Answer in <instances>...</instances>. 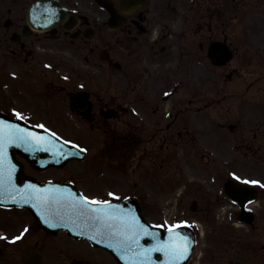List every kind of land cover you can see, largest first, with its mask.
Returning a JSON list of instances; mask_svg holds the SVG:
<instances>
[{"label":"flooded vegetation","instance_id":"obj_1","mask_svg":"<svg viewBox=\"0 0 264 264\" xmlns=\"http://www.w3.org/2000/svg\"><path fill=\"white\" fill-rule=\"evenodd\" d=\"M261 1L0 0V110L57 127L71 139L91 141L94 131L102 137L100 147L86 146V157L97 160L93 164L36 169L14 150L23 171L39 182L71 183L92 201L135 197L151 218L150 204L165 213L173 197L180 207L183 192L172 177L167 189L159 172L171 162L181 170L183 161L194 170L189 157L199 154L198 140L232 131L239 138V178L259 193L250 206L264 205V163L257 168L255 158L264 154V98L255 99L262 90L248 95L249 102L245 87L224 90L216 117L214 96L205 90L206 74L215 67L209 46L222 42L232 52L222 66L229 77L240 54L231 26L240 24L242 10ZM238 34L242 40L244 32ZM103 157L116 163L98 162ZM248 157L253 163L245 162ZM157 202L165 203L162 210ZM33 209L0 204V236L7 238L0 239V264H117L65 228L38 226L37 218L69 217L62 197L42 195ZM241 224L245 230L229 242L240 248L236 264H264L262 228Z\"/></svg>","mask_w":264,"mask_h":264},{"label":"rangeland","instance_id":"obj_2","mask_svg":"<svg viewBox=\"0 0 264 264\" xmlns=\"http://www.w3.org/2000/svg\"><path fill=\"white\" fill-rule=\"evenodd\" d=\"M261 2L258 6H247L240 12V24L237 25L238 21H236L231 26L230 30L234 32L236 40L234 44L240 49V54L230 64L231 72L229 77L225 75V70L222 67H214L212 72L209 71L206 74L210 78V82H206L205 90L209 88V91L218 103L221 102L224 90L228 89L230 93H237L239 87H245V98L248 102V95H255L257 88L262 90L260 92L262 97H256L255 99L264 98V1L262 0ZM238 31L244 32L242 40H239ZM243 52L245 54L241 56ZM217 108L214 105V113ZM216 116L218 115H214V117ZM55 130L65 138H72L71 135L62 132L57 127ZM97 133V131L91 133L90 137L93 138L91 141L87 139L77 142L79 145L82 144L87 147L90 144L100 147L101 138L98 141L99 133ZM199 145L201 149L202 147H206L207 151L213 154L210 159L202 161L200 154L189 157L195 162L194 170H189L188 167L185 168L183 161L181 170L177 169L174 162H171L169 166L159 172V176L161 175L165 178L163 179L165 182L163 181L162 184L167 185V189L168 187L171 188V183L167 181L170 177L181 181L183 192L181 194L180 207H178V197H173L171 200L173 203L167 206L163 202H157L159 209L162 210L164 206L165 211L168 209L165 213L163 210L162 212L154 210L152 204L149 205V210L151 211L152 218L155 220L174 222L181 219L186 222L195 221L198 223V244L195 247L189 264H236L238 256H240V248L236 243L229 245L227 240L230 241V239L236 238L238 233H242L246 227L240 224L236 217L237 208L230 204L222 193V183L225 179L224 139H217L215 135L213 137L206 135V137L200 138ZM230 158L234 160L230 166V170L238 173L237 157L234 156L232 151ZM76 162L93 164L97 163V160L93 161L89 156L84 161H74L71 163ZM98 162L116 163L108 162V158L106 157H103L101 161L99 159ZM118 176L122 177L121 174ZM135 178H137V173L135 174ZM97 182L103 186L98 179ZM153 188L159 195H162V191H159L158 186L154 185V183ZM193 200L198 202V206L202 212L198 214L190 212L189 205ZM177 207L178 211L181 208L180 216L176 214ZM255 210L258 215L255 224L257 227L262 228V233H264V205L260 207L258 205L255 206ZM262 243H264V238ZM203 253L204 257L202 256ZM201 256L203 259H201Z\"/></svg>","mask_w":264,"mask_h":264},{"label":"water","instance_id":"obj_3","mask_svg":"<svg viewBox=\"0 0 264 264\" xmlns=\"http://www.w3.org/2000/svg\"><path fill=\"white\" fill-rule=\"evenodd\" d=\"M20 136L28 137V143H22L19 139ZM4 148L22 149V154L28 158L32 164H36L40 158L48 155L42 151V149L46 148L69 149V152L62 157L58 154H50L54 159L58 157L63 158V162L80 156L77 147L61 141L50 132L25 124L21 125L17 120L10 119L0 113V149ZM10 154L12 155L11 152ZM24 178L25 177L22 175L21 169L19 168L14 180H23ZM7 179L9 178L4 177L3 172L0 170V181ZM234 186L238 187L239 185H231V187ZM5 190V185L0 183L1 198L14 195L12 193H5ZM96 206L97 209L100 210L99 212L106 213L107 219L97 220V223H100L101 228L107 231L108 241H104L102 237L99 236L95 238L94 233L87 231L88 227L86 226L84 227V233L88 235L89 238L93 239L95 244L107 248L112 254H114L120 264L185 263L187 251L182 257L180 256V253L184 252L185 249H188L191 246L193 236L191 230L187 226L172 227L167 230H163L158 226H153L143 219L137 205L134 204L133 211L136 216H134L133 219V230L124 231L122 225V227L119 226V228L115 230L114 223L116 221L122 222L124 219L119 215H113V213H119L124 211L127 207H130L131 203L129 200L117 203L97 204ZM68 227L72 229L74 226L70 225ZM169 229H172V231H169ZM100 234L102 235V233ZM125 234V241L117 244L114 240V236L119 238Z\"/></svg>","mask_w":264,"mask_h":264},{"label":"snow or ice","instance_id":"obj_4","mask_svg":"<svg viewBox=\"0 0 264 264\" xmlns=\"http://www.w3.org/2000/svg\"><path fill=\"white\" fill-rule=\"evenodd\" d=\"M17 115L19 116V114H17ZM41 127H42V126H41ZM19 139H20V141H21L22 143H25V144L28 143V137L20 136ZM245 183H247V181H245ZM252 183H256V182L253 181ZM109 195H112V194L110 193ZM81 199H82V207H83V209H85V210L88 209L89 204L100 203V202H97V201H89L86 197H82ZM103 203L107 204L108 202L105 201V202H103ZM91 211H92V212H97V211H100V210H98V209H91ZM80 215H82V216H86V215H87V212H86V211H81V212H80ZM97 219H98V217H97ZM177 227H178V226H177ZM25 231H27V229H25ZM169 231H172V229H169ZM22 238H23V233H22L20 236L15 237L14 240L11 241V242L15 243L16 241H18V240H20V239H22ZM0 239H7V238H6V237H2V236H0ZM156 250H159V249H156ZM186 251H187V249H185L184 252H181V253H180V256H181V257L184 256L185 253H186ZM176 258H180V257H176Z\"/></svg>","mask_w":264,"mask_h":264},{"label":"bare ground","instance_id":"obj_5","mask_svg":"<svg viewBox=\"0 0 264 264\" xmlns=\"http://www.w3.org/2000/svg\"><path fill=\"white\" fill-rule=\"evenodd\" d=\"M7 167L9 168V166L7 165Z\"/></svg>","mask_w":264,"mask_h":264}]
</instances>
